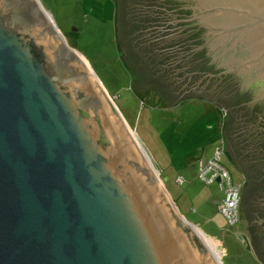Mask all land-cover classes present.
<instances>
[{
	"label": "water",
	"instance_id": "obj_1",
	"mask_svg": "<svg viewBox=\"0 0 264 264\" xmlns=\"http://www.w3.org/2000/svg\"><path fill=\"white\" fill-rule=\"evenodd\" d=\"M115 1L137 93L229 111V156L248 187L262 183L264 210V0ZM47 15L0 0V264H216Z\"/></svg>",
	"mask_w": 264,
	"mask_h": 264
},
{
	"label": "rangeland",
	"instance_id": "obj_2",
	"mask_svg": "<svg viewBox=\"0 0 264 264\" xmlns=\"http://www.w3.org/2000/svg\"><path fill=\"white\" fill-rule=\"evenodd\" d=\"M39 2L52 16L69 46L82 54L113 99L149 154L180 214L201 229L203 237L200 238L217 245V262L260 264L253 254L252 243L244 240L247 235L243 225L240 230L243 239L236 237L233 231H226L227 221L217 208V201L222 198L218 184L205 185L194 170L200 159L214 157L230 112L204 98L182 99L172 107L146 102L136 91L135 72L118 50L115 0ZM225 164L233 173L234 183L242 184V175L226 158ZM180 178H183L182 184Z\"/></svg>",
	"mask_w": 264,
	"mask_h": 264
},
{
	"label": "built area",
	"instance_id": "obj_3",
	"mask_svg": "<svg viewBox=\"0 0 264 264\" xmlns=\"http://www.w3.org/2000/svg\"><path fill=\"white\" fill-rule=\"evenodd\" d=\"M226 116L225 113L224 117ZM225 158L226 142L224 136H222L214 157L207 160L200 159L196 165V172L198 179L205 185L218 184L222 198L217 201V208L227 221L226 231H233L236 237L243 239L244 234L239 228L242 200L241 186L234 183L232 174L225 164ZM179 183H183V178L179 179ZM244 240L246 239L244 238Z\"/></svg>",
	"mask_w": 264,
	"mask_h": 264
},
{
	"label": "flooded vegetation",
	"instance_id": "obj_4",
	"mask_svg": "<svg viewBox=\"0 0 264 264\" xmlns=\"http://www.w3.org/2000/svg\"><path fill=\"white\" fill-rule=\"evenodd\" d=\"M248 97V95H245ZM244 107V104H239ZM224 139L226 143V159L230 162V164L242 175V184H241V220L240 226L243 225V231L247 235L248 244L252 243L254 245L252 251L254 256L259 255L261 259H259L260 264H264V228L260 227L259 217L264 219V210L261 206H257L252 204L256 194H259V191L262 189V183L250 184L248 187V180L246 178L245 173L239 169L238 163L228 157V140L223 133ZM264 191V190H262ZM260 195V194H259ZM242 230V229H241ZM255 248V250H254ZM257 259V258H256Z\"/></svg>",
	"mask_w": 264,
	"mask_h": 264
},
{
	"label": "bare ground",
	"instance_id": "obj_5",
	"mask_svg": "<svg viewBox=\"0 0 264 264\" xmlns=\"http://www.w3.org/2000/svg\"><path fill=\"white\" fill-rule=\"evenodd\" d=\"M48 17H49V19L51 20V22L53 23V20H52V18H51V16H49V15H47ZM74 51V50H73ZM75 52H77V51H75ZM77 53H79V52H77ZM80 54V53H79ZM81 56H82V54H80ZM83 57V56H82ZM84 58V57H83ZM85 59V58H84ZM86 61V60H85ZM87 62V61H86ZM88 63V62H87ZM89 65V64H88ZM90 67V66H89ZM91 68V67H90ZM94 73V72H93ZM131 131V133L133 134V136H134V138L136 139V141H137V143L139 144V146L141 147V149H142V151L144 152V154H145V156H146V158L148 159V161H149V163H150V165L152 166V168H153V170H154V172H155V174H156V176L158 177V179L160 180V178H159V175H158V172L156 171V169L154 168V166H153V164H152V162H151V160H150V158H149V156H148V154L146 153V151L144 150V148H143V146H142V144H141V142L139 141V139L137 138V136H136V134L132 131V130H130ZM160 182H161V184L163 185V183H162V181L160 180ZM193 227V229L195 230V233H197V236L200 238V237H203V235H202V232L200 231H197L198 229L197 228H195L194 226H192ZM197 229V230H196ZM201 240H202V242H203V244H204V246L207 248V250L213 255V258H214V260H215V262H216V264H219L218 262H217V252H216V244H214L213 242H211V241H209V240H207V239H205V238H200Z\"/></svg>",
	"mask_w": 264,
	"mask_h": 264
},
{
	"label": "crops",
	"instance_id": "obj_6",
	"mask_svg": "<svg viewBox=\"0 0 264 264\" xmlns=\"http://www.w3.org/2000/svg\"><path fill=\"white\" fill-rule=\"evenodd\" d=\"M196 168V167H195ZM195 168H194V170H195ZM231 172V171H230ZM233 174V173H232ZM238 184H240V183H238ZM195 228H196V226H194ZM198 229V228H197ZM196 229V230H197ZM226 229V228H225ZM224 228H223V230H225ZM197 231H199V229L197 230ZM200 232V231H199Z\"/></svg>",
	"mask_w": 264,
	"mask_h": 264
},
{
	"label": "trees",
	"instance_id": "obj_7",
	"mask_svg": "<svg viewBox=\"0 0 264 264\" xmlns=\"http://www.w3.org/2000/svg\"><path fill=\"white\" fill-rule=\"evenodd\" d=\"M138 77V76H137ZM240 186H241V184H240ZM239 228H240V230H241V228H242V226H239ZM243 229V228H242Z\"/></svg>",
	"mask_w": 264,
	"mask_h": 264
}]
</instances>
